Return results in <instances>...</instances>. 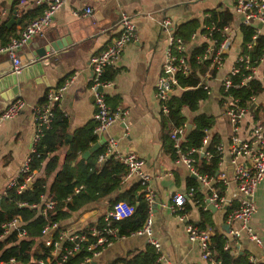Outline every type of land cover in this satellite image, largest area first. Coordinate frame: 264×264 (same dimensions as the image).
<instances>
[{
    "label": "crops",
    "instance_id": "0c3cea01",
    "mask_svg": "<svg viewBox=\"0 0 264 264\" xmlns=\"http://www.w3.org/2000/svg\"><path fill=\"white\" fill-rule=\"evenodd\" d=\"M14 1L16 0L12 3ZM10 6L4 0L0 1V9L7 12L0 16L1 18L9 19L12 14L9 15ZM37 8L41 11L43 9L42 6H25L21 9L16 1L13 10L15 20L19 21L20 15ZM85 9L91 10L89 16L83 14ZM211 11L229 15L230 22L226 27L229 46L215 76L209 78L205 75V78L210 79L205 82L209 89L208 98L199 105L197 113L215 118L212 128L207 133L209 136L216 135L219 145L226 150L232 132L223 115L219 84L241 51L240 27L243 26L241 16L234 13L231 0H65L54 12L42 34L32 37L17 51L16 56L21 62L18 73L12 74L9 58L6 54L0 53V82L2 86L6 84L5 88L0 90V113L15 100H20L25 105L15 118L0 125V197L29 156L34 133L32 109L42 102L46 92L56 90L67 83L60 94L58 107L67 119L66 135L70 136V141L76 130L93 122V98L89 90L88 63L92 56L100 53L117 35L119 16L126 14L135 23L139 38L137 42L126 45L114 65L108 68L114 74L111 87L106 93L107 105L114 110L124 111L125 115L111 125L103 135L104 138L109 137L115 141L114 151L122 155L132 153L144 163L143 170L149 177L148 186L153 195L154 207L151 206L150 210L151 239L158 245V264H205L200 259L197 246L188 242L184 233V226L187 223L192 225L199 223L197 206L190 199L186 201L187 210L184 211L182 220L168 210L170 198L176 193L185 194L189 189L188 182L194 179L184 167L176 165L171 154L164 152L162 148L160 110L154 91L166 47V35L161 31L159 22L168 19L176 28L195 21L198 24L194 32L196 37L189 41L186 47L190 52L195 46L200 45L198 34L201 33L205 18H208L206 14ZM13 27L16 31L19 24ZM256 28L260 35L264 36V27ZM48 44L64 45L36 61L34 52ZM35 62H40L39 73L26 68L29 65L33 67ZM254 78L262 87V92L254 99V104L260 108L258 121L264 125V55L255 68ZM178 93L175 90L170 96ZM181 114L187 120L194 115L186 110H182ZM250 125V118H243L237 132L240 140L247 137ZM67 147H63L62 143L60 149L53 154L58 158V168ZM223 160L218 170L225 174L228 183L226 188H218L217 192L226 200H231V205L234 206L238 192L236 185L231 181L232 167L227 157ZM199 164L200 161L197 162V166ZM216 172L217 166L215 174ZM39 174V172L33 174L32 179ZM105 174L106 172H101V175ZM49 181L50 179L47 180L48 183ZM133 183L135 179L122 182L120 188L108 198L83 207L72 214L61 227L83 229L95 222L105 213L109 201L128 190ZM195 183L196 191L202 196L203 210H209V206L213 208V211L209 210L212 231L228 238V231L238 227L237 222L226 220L230 207L207 204V189L196 181ZM252 201L255 210L249 225L264 249V178L256 188ZM147 244L148 240L143 236L119 239L91 263L110 264L118 259L129 258L143 251ZM262 249L242 232L235 244H230L229 247L234 256L246 257L252 264H264Z\"/></svg>",
    "mask_w": 264,
    "mask_h": 264
},
{
    "label": "built area",
    "instance_id": "2783aa9c",
    "mask_svg": "<svg viewBox=\"0 0 264 264\" xmlns=\"http://www.w3.org/2000/svg\"><path fill=\"white\" fill-rule=\"evenodd\" d=\"M65 0H18L17 5L21 9L25 6L40 7L42 6L41 14L32 20H28L22 27H18L16 35L11 37L7 44L0 48V53L6 54L11 63V71L18 73L21 69V62L16 56L19 48L29 41L34 36H40L42 30L48 26L54 12L62 5ZM234 13L241 16L243 26L252 27L254 34L249 42L242 43L244 50L249 51L260 31L256 28L257 25L264 27V0H231ZM5 9H0V16L6 14ZM90 9L84 10V15L89 16ZM159 27L166 35V47L164 50L163 61L160 67V73L155 82L154 97L159 105V110L162 114L167 113L165 102L175 90L182 91L175 80L177 74L187 76L190 73V67L187 63L189 52L186 50L187 44L174 36L172 23L168 19H162L159 22ZM227 27V26H226ZM218 29L213 24L202 25V33L198 34L200 45H204L201 55L196 58V63H207L208 70L220 69L224 54L229 46V35L226 34L227 28ZM196 33L189 37V41L194 40ZM139 38L138 29L132 18L126 14H121L117 24V35L110 41L100 53L91 57L88 68L90 71L89 90L93 98V115L94 123L92 135L97 143L103 138V152L96 158L97 165L103 163L109 157H112L116 162L123 166L125 170L122 182H127L135 179L140 186V191L143 193V199L146 203V218L141 229L133 233L131 236H143L148 240V244L153 246L158 251V245L151 239V219L150 210L153 204V195L149 189V177L143 170V161L132 153L119 154L114 151L115 141L112 138H104V133L107 129L116 123L122 116L124 111L112 110L106 102V93L111 87V81L103 80L104 72L112 67L119 57L122 49L126 45L137 42ZM215 38H220L219 40ZM188 41V42H189ZM195 46V47H199ZM248 71V75L241 80V84L251 78H254L256 67L250 65L248 55L242 50L236 56L233 65L228 73L220 79L219 98L223 104V115L228 121L232 135L228 140L226 150L218 144L216 146L217 172L212 177L200 175L197 162L199 158L208 161L211 155L205 150L208 145L209 135L204 131V137L201 140L198 148H191L186 145L185 126L172 128L169 133L171 141L173 161L176 165L184 167L187 173L203 188L207 189L206 203L213 206L230 207V211L226 215L227 222H237V229L228 231V238H224L222 250L228 251L230 244H235L239 234L244 233L257 246L261 247V241L252 232L249 225L250 219L254 213L255 207L252 201L254 192L262 179L264 178V125L260 121H253L248 111L238 108L237 100L231 96L225 95L227 90L232 86L231 78L239 74L240 69ZM70 83V82H69ZM56 90L48 91L44 95L42 105H37L32 109V120L34 125V133L31 140L29 154L34 152L35 146L42 138L45 131L49 129L51 122V108L54 103L58 104L59 97L65 85ZM203 89L208 87L203 84ZM209 89L207 90V94ZM254 102V99H252ZM25 105L20 100L11 102L0 113V125L10 119L15 118ZM249 117L251 125L244 140L237 137L238 126L243 118ZM228 159L229 165L232 167L231 181L236 185L238 196L234 199L235 205L232 206L231 200H226L220 195L215 186L219 189L226 188L228 179L225 174L218 170L223 164V159ZM29 156L21 165L17 176L22 175V183L18 185V190L25 187L32 180V175L28 174ZM15 179L8 183L11 187L15 183ZM81 188H75L74 193H77ZM194 190L189 188L185 194L176 193L170 198L168 210L176 215L178 219L184 218V204L193 194ZM42 202L40 213L42 216L53 207V202L41 197ZM18 208H28L30 210L37 209V206L18 203ZM134 212V207L125 202L119 201L109 205L105 213L97 221L86 225L83 229L64 228L57 224H45L40 231L38 242L47 250L44 257L32 259L30 264H67L70 258L78 254L85 255L82 262L77 264H90L113 242L123 239L117 234V229L112 227L113 222H118L129 218ZM0 240L10 235L15 234L16 239L25 237L26 231L22 227L20 217L15 216L9 221L1 224ZM184 233L188 242L195 244L199 250L200 259L205 264H219L212 259L209 252L210 238L212 231L210 229H198L192 224L184 226ZM262 258L264 259V249H262ZM159 261V259H158ZM0 264H19L14 258L9 257Z\"/></svg>",
    "mask_w": 264,
    "mask_h": 264
},
{
    "label": "trees",
    "instance_id": "16d2710c",
    "mask_svg": "<svg viewBox=\"0 0 264 264\" xmlns=\"http://www.w3.org/2000/svg\"><path fill=\"white\" fill-rule=\"evenodd\" d=\"M1 2L3 0H0ZM18 1V0H16ZM16 1L12 3L9 9V15L15 8ZM41 14V9H33L20 15L19 27L22 28L28 20L37 18ZM205 25L213 24L218 29L225 28L230 22L227 13L211 11L206 14ZM6 18L0 17V48L5 46L11 37L16 35L14 27L7 30L5 28ZM198 24L195 21L184 23L174 30V36L180 38L184 44H187L189 37L197 30ZM202 33V30H200ZM242 43L249 42L254 30L249 26H241ZM219 40L220 38H215ZM204 45L193 48L188 56L187 63L190 67V73L187 76L177 74L175 76L177 86L182 89L177 95L170 96L165 102L167 113L160 112V130L161 142L164 152L171 154L172 147L169 140V133L172 128L185 126L186 122L191 125L188 134L185 136L186 145L191 148H198L204 137V131H209L215 121L210 115L198 114V107L208 98L207 90L203 89V81L210 80L215 76V70H208L207 63H196V58L201 55ZM241 50L245 52L252 67H257L264 55V36L259 35L254 40L249 51H245L243 45ZM110 69V68H109ZM107 69L102 78L105 81H111L114 72ZM208 75V79L205 78ZM248 75V71L239 70V74L231 78L232 86L225 95L231 96L237 100V107L246 111L250 108L255 99L261 92L262 87L258 80L251 78L241 84V80ZM205 78V79H204ZM221 90H219L220 92ZM222 93V91L220 92ZM44 98L39 105H42ZM107 102V101H106ZM114 110L113 108H111ZM186 110L194 114L189 120L181 114ZM260 108L256 105L251 111L253 121H258ZM94 123L90 122L80 129L76 130L71 141L63 154L58 168V158L53 154L62 146L67 129V119L59 110L58 104L54 103L51 108V122L49 129L44 132L42 138L35 146L34 152L29 154L28 174L33 175L39 172V176L33 178L25 189L18 190V185L22 183V175L15 179L11 187H6L4 194L0 197V226L15 216L20 217L22 227L26 231L25 237L16 239L15 234L11 233L0 240V261L9 257L14 258L19 264H30L32 259L44 257L47 250L38 242L40 231L45 224H57L59 226L69 219L72 214L77 213L83 207L96 203L104 198H108L120 188L125 174L123 166L116 162L112 157L106 159L101 165L95 163L96 158L103 152V148L92 153L87 159H80L79 156L86 152L93 144L95 137L92 135ZM219 140L216 135L209 136L208 145L205 150L211 155L208 161L199 159L198 171L200 175L213 177L217 166L216 146ZM44 163V166L42 164ZM106 172L101 175V172ZM50 179L49 183L47 180ZM81 189L74 193V189ZM188 188H192L194 193L191 195V202L197 206L199 212L198 229H210L213 225L210 219V211L203 210L201 202L202 196L196 191L194 180L188 182ZM218 191V187L215 186ZM138 192L140 194H138ZM41 197L52 201L53 207L47 211L44 216L40 213L42 202ZM125 202L134 207L132 215L122 221L113 222L112 227L117 229L120 237H129L144 224L146 218V203L143 199V193L137 182L130 185L128 190L118 194V196L109 201V205L116 202ZM18 203L37 206V209L18 208ZM187 210L186 203L184 211ZM100 223V219L96 220ZM1 233V228H0ZM210 238L209 252L212 259L219 264H252L246 257L234 256L229 250L223 251L224 237L212 231ZM85 255L78 254L68 260L67 264H77L82 262ZM159 254L153 246L147 244L143 251L134 254L125 259H118L110 264H158ZM85 264V263H83Z\"/></svg>",
    "mask_w": 264,
    "mask_h": 264
},
{
    "label": "water",
    "instance_id": "95a60500",
    "mask_svg": "<svg viewBox=\"0 0 264 264\" xmlns=\"http://www.w3.org/2000/svg\"><path fill=\"white\" fill-rule=\"evenodd\" d=\"M6 2L7 5H11L13 0H4ZM19 21L15 20V13L12 12L11 16L9 17V19L7 20V22L5 23V28L7 30H9L11 27H13L14 25H18ZM257 27H260V25H257ZM63 46L64 44H48V45H43V47L39 48L37 51L34 52V56H36V61L49 54V52H55L57 50V48H60V46ZM27 66V65H26ZM28 70L34 69L36 72H40V62H35V65H33V67H31L30 65L26 67ZM14 74V73H12ZM202 84H205V81H203ZM6 84L4 83V86H2L1 82H0V90L5 88ZM255 104H252L250 106V108L248 109V113H251V111L253 110ZM191 128L190 124H186L185 125V134L187 135L189 130ZM70 142V136L69 135H65L64 137V141H63V147H67L68 143ZM104 141L103 138L100 139L99 142L93 144L86 152L82 153V155L80 156L81 159L85 160L87 159L92 153L98 151L99 149H101V147L103 146ZM192 179H194L193 177H191ZM152 207H154V204H152ZM209 210L213 211V208L209 206ZM90 264H94V263H90Z\"/></svg>",
    "mask_w": 264,
    "mask_h": 264
}]
</instances>
